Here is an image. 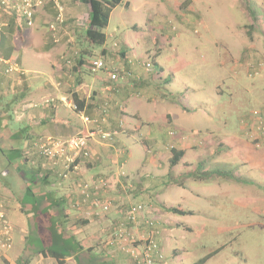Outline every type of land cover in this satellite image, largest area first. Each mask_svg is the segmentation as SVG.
Masks as SVG:
<instances>
[{
	"label": "crops",
	"instance_id": "crops-1",
	"mask_svg": "<svg viewBox=\"0 0 264 264\" xmlns=\"http://www.w3.org/2000/svg\"><path fill=\"white\" fill-rule=\"evenodd\" d=\"M187 1V5L186 0L165 2L176 8L172 9L174 14H179L177 9L181 5L190 14L197 11L200 3L205 4L203 0ZM56 4L63 7L62 23L55 21ZM160 7H163V10L160 9L162 14L151 16L152 23L155 21L153 24L158 26L163 19L168 18L166 7ZM85 15L89 19V7L78 0L45 1L36 8L32 24L27 26L16 12L0 7V203L8 218L7 207L14 199L8 192L15 189L14 174L18 173L24 178L25 185L31 184V187L36 188L34 191L38 194V208L47 207L49 197L61 200L63 209L54 207L52 210L56 216L62 217L61 220L66 222V231L75 234L83 248L107 255L113 264H133L128 254L107 247L104 243L100 244L98 219L106 217L107 221L115 223L123 218L128 206L141 204L145 206L143 216L156 221L160 245L166 240L165 231L170 221L177 222L186 215L174 214L162 207L186 205L187 208H180L190 210L188 205L193 196L191 191L195 193V190L185 183L178 184L176 193L172 192L173 201H176L174 204L169 203L167 191L175 186L174 180L166 181L164 175H157L158 179L153 178L146 164L159 153L157 149L165 147L168 128L183 129L174 125L179 110L189 112L194 111V108L169 100L172 97L164 92L166 90L163 85L172 78V74L163 76L167 62H162L149 72L145 71L142 63L136 62L138 56L129 45L130 36L126 32L119 36L118 41L111 34V40L114 39L112 48L106 49L104 43L99 55L95 57L104 61L107 70L91 73L88 70L91 62L86 60V56L91 57L92 52L83 39L86 23L81 20ZM51 25L56 28L57 42L53 39ZM9 64L14 65L18 71L6 73ZM119 66L129 70L130 76L112 83L108 80L107 71ZM172 67L170 69L167 66L169 74L177 65ZM217 94H222V90L219 89ZM74 96L81 103L79 111L70 107L75 105ZM104 105L106 112L101 111ZM82 116H87L92 122L85 125L81 120ZM205 116L207 130L218 136L220 142L233 146L235 150L245 144L241 135L239 138L221 130L222 119L213 123L207 114ZM201 123L202 121L196 122L197 125ZM90 127L116 131L117 134L107 143H100L98 139L90 140L88 146L91 156L80 164L79 176L71 174L68 179H60L58 170L40 156L35 143L45 138L67 139ZM183 152L177 164L166 167L165 174L173 169L178 170L179 162L183 165L182 168H187L185 173L199 169L202 161L198 162L197 158L194 164L188 165L195 154L185 150ZM205 154H208V158L212 157L210 152ZM129 159H133V162L128 164ZM117 170L123 171L125 178H121L116 189L108 193L113 201V208L108 215L96 216L86 208H70L67 195L72 190L74 180L93 181L113 175ZM219 178L223 180L222 176ZM187 179L202 183L207 178ZM58 190L60 192L57 193ZM196 195L198 196L197 193ZM198 210L191 209L189 215H199ZM70 223L71 228L68 227ZM145 229L144 224L140 223L134 231L142 233ZM175 261L180 263L178 258ZM0 264L58 263L35 251L33 256L23 259L19 254L11 258L7 252L0 258ZM64 264H75V261L71 257L66 258Z\"/></svg>",
	"mask_w": 264,
	"mask_h": 264
},
{
	"label": "rangeland",
	"instance_id": "rangeland-1",
	"mask_svg": "<svg viewBox=\"0 0 264 264\" xmlns=\"http://www.w3.org/2000/svg\"><path fill=\"white\" fill-rule=\"evenodd\" d=\"M165 1L123 0L102 30L107 35L105 48L111 49L112 41H118L126 32L130 36L129 45L138 56L136 62H151L153 68L166 61L163 76L172 74V78L163 84L164 92L178 105L194 108L189 112L179 110L174 125L184 130L175 128L179 135L172 142L173 149L195 154L188 165L198 158V162L202 161L196 170L200 174L231 171L238 179L222 176V180L205 172L207 179L202 183L191 182L185 178L187 168H182L180 162L178 170L165 174L166 167H171V150L166 145L157 149L165 156L155 154L146 166L153 178L164 175L166 181L174 180L175 186L167 191L168 202L174 204L172 192L176 193L178 184L185 183L195 190V193L190 190L193 196L188 209L200 211L195 217L186 214L177 222L170 221L166 240L160 246L168 264H193L219 247L221 251L204 264H264V147L249 142L239 125L240 117L254 109H264V0H247L248 8L244 0H203L205 4L200 3L197 11L190 14L183 5L177 9L179 14H174L172 9L176 8ZM160 6L166 7L168 18L158 26L153 24L155 21L152 23L151 16L162 14ZM81 20L87 24L88 15ZM100 48L91 46V57L86 56V60L94 61ZM176 65L169 74L167 66L172 69ZM205 114L213 123L222 119L221 130L231 136L241 135L245 142L242 147L249 151L242 147L235 150L220 142L218 136L207 130ZM198 121L202 123L197 125ZM206 152L212 157L208 158ZM14 177L16 187L8 192L14 198L7 207L13 231L8 252L11 258L18 254L24 258L33 256L39 247V226L25 193L24 178L18 173ZM182 206L186 205L175 207ZM98 220L103 245L114 223L106 217Z\"/></svg>",
	"mask_w": 264,
	"mask_h": 264
},
{
	"label": "built area",
	"instance_id": "built-area-1",
	"mask_svg": "<svg viewBox=\"0 0 264 264\" xmlns=\"http://www.w3.org/2000/svg\"><path fill=\"white\" fill-rule=\"evenodd\" d=\"M45 1L51 0H0V7L16 12L25 20L27 26H30L36 8ZM56 8L55 21L62 23L63 7L56 4ZM50 29L54 41L57 42L56 28L51 25ZM141 66L147 72L152 70L151 62H143ZM13 70L18 71L14 65L9 64L5 72L10 73ZM88 70L91 73H96L107 69L103 60L95 59L88 66ZM128 71L123 66L108 69V80L112 83L123 80L130 76ZM64 104L66 103L64 102ZM70 107L76 109L75 105ZM101 111L106 112L105 105ZM81 120L85 125L92 122L87 116H82ZM239 125L243 136L249 142L255 147H264V109H254L248 115L240 117ZM116 134V131H104L97 127H90L84 132L63 140L39 139L35 146L40 156L52 168L58 170V177L65 180L71 174L74 177L79 176L80 164L91 156L88 146L90 140L98 139L100 143H107ZM168 135L176 137L179 134L173 130L168 132ZM121 178H125V174L123 171L117 170L113 175L103 176L93 181L74 180L72 190L67 195L70 208L75 210L86 208L96 216L108 215L113 208V201L109 198L108 193L116 189ZM144 212V205L128 206L124 211L123 218L113 224L108 236L104 239V244L128 254L133 264H168L159 243V229L156 221L151 217L143 216ZM140 223L144 224L146 229L142 233H136L134 228ZM12 235V225L7 218L4 206L0 203V258L10 250Z\"/></svg>",
	"mask_w": 264,
	"mask_h": 264
},
{
	"label": "trees",
	"instance_id": "trees-1",
	"mask_svg": "<svg viewBox=\"0 0 264 264\" xmlns=\"http://www.w3.org/2000/svg\"><path fill=\"white\" fill-rule=\"evenodd\" d=\"M80 3L86 4L89 7V19L83 33V39L88 46H102L105 43V34L103 29L109 24V17L113 9L119 6L123 0H78ZM248 8L247 0H244ZM252 14V13H251ZM254 15L252 14V17ZM74 103L76 110H80L81 103L74 96ZM175 130V128H168L166 135L168 141L166 147L171 150L170 166L177 164L179 159L183 156V150L173 149L172 142L175 136H169L168 132ZM243 134V133H242ZM170 146V148H169ZM206 172V171H205ZM205 172L201 174L196 172H187L184 174L185 178H207ZM210 175L229 177L232 180L238 179L233 176L231 171H208ZM209 177V176H208ZM33 185V184H32ZM36 188L31 187V184L26 183L25 193L28 201L31 203L33 211L36 213V219L39 226L38 242L39 247L35 251L42 257H50L56 260L58 264H64L66 258H73L75 264H113V261L103 253H95L92 249L83 248L77 241L75 234L66 231V222L61 220V216H56L53 212L55 207L63 209L60 199H53L49 197L47 207L38 208ZM62 199V198H61ZM164 210L174 214L186 215L191 214L190 211H185L180 207H162ZM45 225V226H44ZM43 226V227H42ZM42 227V228H41ZM43 241V242H42ZM220 247L211 251L206 256L200 258L193 264H204L210 257L219 253ZM23 259V258H22Z\"/></svg>",
	"mask_w": 264,
	"mask_h": 264
}]
</instances>
